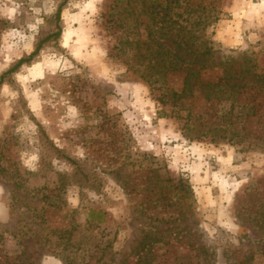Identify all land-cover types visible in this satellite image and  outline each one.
<instances>
[{
	"label": "rangeland",
	"instance_id": "374dc122",
	"mask_svg": "<svg viewBox=\"0 0 264 264\" xmlns=\"http://www.w3.org/2000/svg\"><path fill=\"white\" fill-rule=\"evenodd\" d=\"M5 72L0 264H264V0H0Z\"/></svg>",
	"mask_w": 264,
	"mask_h": 264
},
{
	"label": "trees",
	"instance_id": "16d2710c",
	"mask_svg": "<svg viewBox=\"0 0 264 264\" xmlns=\"http://www.w3.org/2000/svg\"><path fill=\"white\" fill-rule=\"evenodd\" d=\"M166 7V4H163ZM61 10H62V5L59 6L57 13H56V19L57 22L60 20V16H61ZM157 11L156 14H159L161 12ZM162 19H165V17H160ZM216 19V17H214ZM160 28V27H158ZM157 28V29H158ZM163 31V30H161ZM62 34V27H60V24H57V30L53 33H51L50 35H48L47 37L41 39L35 46V49L27 56V57H22L20 58L7 72H12L16 69H18L23 63L29 62L33 59L34 56H36L39 51L42 48V45L45 41L53 38V37H59ZM182 42L177 43V46L180 47ZM185 46H188L187 43H184ZM155 47L157 49H155V52H158L159 49L164 48V45L162 43H156ZM181 48V47H180ZM160 54L162 55L161 60H157L156 62H158V64L156 65L160 70L162 75H165V73L163 74V72L167 71V70H171L173 69L172 67H178L180 69L186 70V76H185V80H184V88L185 90L188 89V87L191 85V81L192 78H194L195 76H198V72L202 69V68H206L208 66V58H205V52H201V55L198 57H195L194 59L191 60H187L186 56H181L178 53H171V51L166 50L163 51V53L160 52ZM161 62V63H160ZM6 72L3 73L1 75L0 78V82L2 81V79L5 77Z\"/></svg>",
	"mask_w": 264,
	"mask_h": 264
}]
</instances>
